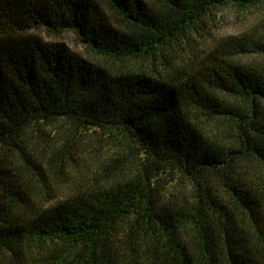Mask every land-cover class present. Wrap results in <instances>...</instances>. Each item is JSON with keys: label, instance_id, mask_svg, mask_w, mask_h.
Returning a JSON list of instances; mask_svg holds the SVG:
<instances>
[{"label": "trees", "instance_id": "obj_1", "mask_svg": "<svg viewBox=\"0 0 264 264\" xmlns=\"http://www.w3.org/2000/svg\"><path fill=\"white\" fill-rule=\"evenodd\" d=\"M228 5L0 0V264H264V13L171 52Z\"/></svg>", "mask_w": 264, "mask_h": 264}, {"label": "rangeland", "instance_id": "obj_2", "mask_svg": "<svg viewBox=\"0 0 264 264\" xmlns=\"http://www.w3.org/2000/svg\"><path fill=\"white\" fill-rule=\"evenodd\" d=\"M154 8H158L160 0H143ZM108 22L115 28H120L111 12L105 9ZM264 13V6L257 5L246 10H238L233 6H224L212 11L205 18V23L198 32L192 33L185 42L175 46L174 65H185L190 70V63L196 60L194 66L200 62H208L224 48L229 37L244 38L260 27L259 23ZM44 41L63 44L71 52L83 57H90L88 50L81 44L78 37L71 31H64L60 35H52L46 31H31ZM213 54V55H212ZM213 56V57H212ZM196 69V68H195Z\"/></svg>", "mask_w": 264, "mask_h": 264}]
</instances>
